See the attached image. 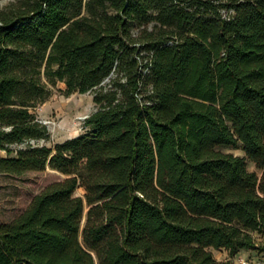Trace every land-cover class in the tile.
I'll list each match as a JSON object with an SVG mask.
<instances>
[{
    "label": "trees",
    "instance_id": "obj_1",
    "mask_svg": "<svg viewBox=\"0 0 264 264\" xmlns=\"http://www.w3.org/2000/svg\"><path fill=\"white\" fill-rule=\"evenodd\" d=\"M57 82L95 110L47 146ZM0 150V174L64 175L0 223V264H230L210 249L264 231V0L0 8Z\"/></svg>",
    "mask_w": 264,
    "mask_h": 264
},
{
    "label": "rangeland",
    "instance_id": "obj_2",
    "mask_svg": "<svg viewBox=\"0 0 264 264\" xmlns=\"http://www.w3.org/2000/svg\"><path fill=\"white\" fill-rule=\"evenodd\" d=\"M15 1L0 0V8L6 7ZM50 90V96L32 110L48 128L50 138L46 141H39V144L47 146H52L56 142L85 133L87 128L84 127L83 121L95 110L91 94L88 92L84 94L78 92L66 94L65 86L61 82H57ZM218 149L239 156L244 154L240 147L221 146ZM0 156H6V153L0 150ZM247 168L250 171H256L258 176L261 175V172L257 171L253 163L248 160ZM63 178L64 175L49 168L43 171H27L20 175L0 174V223L12 221L28 206L35 194L39 193L48 184ZM74 195L83 198L84 190L79 187L75 190ZM86 210L85 206L78 234L81 244V231L85 222ZM253 237L257 248L264 246V231L262 233L254 232ZM257 248L245 250L244 254L237 253L234 256H230L223 248L210 249V251L216 260L229 261L230 264H242L243 261L249 264H264V252L259 251ZM95 264H97L96 259Z\"/></svg>",
    "mask_w": 264,
    "mask_h": 264
},
{
    "label": "crops",
    "instance_id": "obj_3",
    "mask_svg": "<svg viewBox=\"0 0 264 264\" xmlns=\"http://www.w3.org/2000/svg\"><path fill=\"white\" fill-rule=\"evenodd\" d=\"M65 140V139H64ZM64 140H62V141H64ZM62 141H59V142H62ZM245 253V250H240L239 252H238V254H244Z\"/></svg>",
    "mask_w": 264,
    "mask_h": 264
},
{
    "label": "built area",
    "instance_id": "obj_4",
    "mask_svg": "<svg viewBox=\"0 0 264 264\" xmlns=\"http://www.w3.org/2000/svg\"><path fill=\"white\" fill-rule=\"evenodd\" d=\"M242 264H249V263H246V261H243Z\"/></svg>",
    "mask_w": 264,
    "mask_h": 264
}]
</instances>
